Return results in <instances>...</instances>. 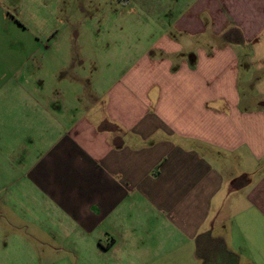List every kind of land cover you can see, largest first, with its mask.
Wrapping results in <instances>:
<instances>
[{
	"label": "crops",
	"instance_id": "obj_1",
	"mask_svg": "<svg viewBox=\"0 0 264 264\" xmlns=\"http://www.w3.org/2000/svg\"><path fill=\"white\" fill-rule=\"evenodd\" d=\"M115 1L87 109L0 102V264H264V0Z\"/></svg>",
	"mask_w": 264,
	"mask_h": 264
},
{
	"label": "rangeland",
	"instance_id": "obj_2",
	"mask_svg": "<svg viewBox=\"0 0 264 264\" xmlns=\"http://www.w3.org/2000/svg\"><path fill=\"white\" fill-rule=\"evenodd\" d=\"M129 16L115 0H0V102L39 99L45 86L42 97L63 102L65 111L87 109L91 88L102 92L133 60L121 49L106 57L118 45L114 37L125 49L142 34L125 24Z\"/></svg>",
	"mask_w": 264,
	"mask_h": 264
}]
</instances>
